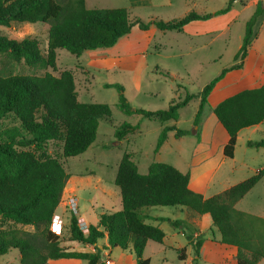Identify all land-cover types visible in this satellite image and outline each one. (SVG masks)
<instances>
[{"label": "trees", "instance_id": "trees-1", "mask_svg": "<svg viewBox=\"0 0 264 264\" xmlns=\"http://www.w3.org/2000/svg\"><path fill=\"white\" fill-rule=\"evenodd\" d=\"M235 1L228 0L223 8L211 13L191 10L178 19H159L154 23L161 30L182 31L191 21L227 13ZM52 20L45 51L35 37L18 40L0 33V58L24 62L33 68H55L58 49L81 55L86 50L111 47L135 25L147 30L151 24L141 18H132L126 7L87 8L85 0H0L2 27L13 22L47 23ZM263 20L264 7L259 1L246 22L243 41L234 58L236 63L224 68L198 94L186 91L183 98L172 99L165 109L132 110L120 85L106 86L121 90L118 106L124 113H137L155 122L178 119L179 110L194 97H200L194 129L165 126L155 151L161 148L172 130L176 137L192 133L199 137L198 126L210 93L229 71L243 66ZM212 110L229 136L224 156L233 158L239 132L264 121V84L240 90L221 100ZM9 116L17 119L18 124L0 130V220L13 226L4 228L0 224V255L17 249L21 264H48L50 259L59 258L86 259L88 264H99L100 250H70L63 245L64 227L58 235L51 230V223L70 177L68 159L82 154L94 143L101 121H113L111 106L80 101L75 74L71 70H63L59 75L49 71L41 75L0 74V121ZM136 128V125L123 122L116 127L114 136L121 140ZM48 142L60 144L59 156L47 153ZM249 144L264 146V139ZM263 176L264 171L260 169L251 177L204 197L189 187V172H182L167 162L153 161L148 172L142 174L133 154L125 151L114 179L120 190L121 209L101 214L98 223L88 225L86 230L81 227L77 214L70 210V240L95 245L107 237L109 247L131 249L136 264H150V260L144 258L146 244L148 241L163 243L165 232L145 221L149 215L144 210L153 206H183L192 216L210 214L212 226L220 233V242L237 248V264H257L264 259V217L240 210L236 204ZM170 222L175 227L188 226L187 220ZM203 243L202 237L191 242L195 255H199Z\"/></svg>", "mask_w": 264, "mask_h": 264}, {"label": "rangeland", "instance_id": "rangeland-1", "mask_svg": "<svg viewBox=\"0 0 264 264\" xmlns=\"http://www.w3.org/2000/svg\"><path fill=\"white\" fill-rule=\"evenodd\" d=\"M211 1L214 2H210V9L218 8L224 5V2H218L220 0ZM89 5L90 7H126L125 5H128L129 7V2L128 0H124V2L122 0H92ZM153 8L154 7H134L131 8V11L133 15H142L145 17L149 14V10H152ZM158 9L161 10V15L165 18V20H172L184 16L187 8H177L169 12H166L165 9L161 7H158ZM251 16L252 9H248L242 13L236 22L233 23L232 31L230 33L231 41L228 42L227 45L223 44L224 35L221 38H218L215 45L211 46V49H196L199 50L198 53H200V50L201 53H210L208 56H204L202 58L211 57V60L201 63L199 57L196 55L194 58L185 56L183 60L180 59L179 61H170L165 59L163 56L171 51V47H173V45L174 47H177V45L183 44L186 41L190 42L192 40L194 43L199 44L200 42L203 44L204 41L207 42L209 39L208 36H200L193 39L186 35L183 37V34L179 35L178 32L162 33L161 31H147L142 30L137 26L134 27L132 33L119 39L115 45L116 50H119L120 53H135L143 49L142 51H145L148 54V69L145 70L144 68V73L141 77V80L143 81L141 82L142 89L139 95L137 93L138 91L134 89V78L136 79L139 76L134 75V71L130 67H126L124 69L106 68L105 70H92L90 71L92 76L83 72L79 66L81 64L85 65L89 61H91L90 64L93 66H101V61L98 62L100 64H97V62H95L96 60H93L97 58H94L96 53H92L94 52L92 49L87 52H83L81 55L72 54L66 49H58L55 68H33L24 62L18 63L6 57H2L0 58V74L7 75L10 73H17L41 75L44 72L49 71L54 75H59L62 70H73L76 73V86L80 94V99L83 102L108 103L113 111V121H102L101 126L107 128L115 126L116 129V127L124 121H129V118L131 117L127 116L128 114L124 113L118 106L121 90H119L116 86L108 87L106 84L120 85L125 97L131 105L132 110H134L138 103L149 106L152 109L156 107L158 108L160 104H162V107L164 105V98L168 96V94L165 93V80L170 83L173 82L176 86L177 84L185 86L186 91L190 93H197L203 89L205 84L219 75L224 68L230 67L236 63L234 59L235 54L238 52L242 44L246 22ZM133 17L134 16H132V18ZM52 22L53 20L47 23L13 22L8 27L0 26V33L18 40L27 36L35 37L39 41L41 50L45 51L47 47L48 30ZM228 35L229 34L227 33V36ZM179 36H181V39ZM175 37L176 39H174ZM100 49L105 48H99L98 50ZM155 71H158V74L159 71L162 73V75H160L161 79H152V74H154ZM147 90L152 93H155V91H162V93L151 96L146 92ZM216 101L217 97L215 96L211 98L210 103L213 105ZM197 109L198 101L195 99L180 111V129H194L192 127V120L197 112ZM207 112V115L210 114L211 118H214L213 122L210 117L207 120V129L212 138L211 151L217 157V154L219 153V145L222 141L221 130H224V128L213 113V110L208 109ZM144 120L145 122H148V128H143L141 135L135 133L132 134L130 143L125 141L123 144H115L114 141L116 139L109 135L104 136L100 133L96 141L92 143L90 148L85 153L68 159V171L77 175L76 180H78L76 195L79 198L80 213L77 214L76 212L77 215H90V218H92L94 211H106L102 206L104 201L99 197L102 194L100 189L105 187L110 190H119L115 185L114 179L118 171V164L125 151L135 153L133 157L136 159L141 171L140 173L142 174H146L148 172V166L152 161L175 163L173 156L176 152V148L173 147V145H166V148L162 149V152L160 153L155 151L158 137L160 135V130L157 128L158 123L152 120L150 121L149 119L147 120L146 118H144ZM16 124H18L17 119L9 116L0 121V130ZM195 136L192 133L187 134L182 138V153L180 160L182 162V164H180L182 167L186 160L189 161V155L195 141L193 138ZM263 139L264 124L257 128L249 127L242 129L237 140L235 157H225V163L222 165L218 175L210 184V188L207 190L206 195L213 196L221 192L224 187L228 185L232 186L251 177L260 169L264 171V146L256 147L249 144L250 141L258 142ZM104 144L106 146H104ZM60 148V144L55 142H48L46 145L47 153L52 156H59ZM81 173L82 176H79ZM96 195L98 196V200H95L94 198ZM88 198H92L93 203H91V200L88 201ZM106 199L107 198H105V201L108 200ZM110 204L113 206L109 210L111 213L119 211L116 206V202L111 201ZM236 207L240 210L264 217V176L236 204ZM181 208L187 209L183 206H153L150 207L149 210L152 214L160 213L170 215V217H173L174 219L182 220L185 219V213ZM147 223L158 226L162 222L149 218L147 219ZM0 224L4 228L13 226L10 222L2 220H0ZM162 226L163 228H161L163 230H172L174 233L179 234L178 238H181L182 240L186 239V237L179 232L180 227H175L169 222L163 223ZM214 230L215 235L218 236V229L214 227ZM204 236L212 237L213 232L209 230L206 234H204ZM109 248L111 250L110 256H103V259L110 257L111 259L116 260L118 255H120L119 252H121V249H114L112 247ZM161 248L166 252L167 261L165 263H163L161 258L162 254L159 250ZM19 253L20 252L17 249H11L8 253L0 255V264H20L18 259ZM145 255L152 257L151 264H183L178 258L177 250L163 246L154 241H150L146 246Z\"/></svg>", "mask_w": 264, "mask_h": 264}, {"label": "crops", "instance_id": "crops-1", "mask_svg": "<svg viewBox=\"0 0 264 264\" xmlns=\"http://www.w3.org/2000/svg\"><path fill=\"white\" fill-rule=\"evenodd\" d=\"M91 1L92 0H85L87 8L104 7V6L90 7L89 4L91 3ZM122 1L124 2V0ZM259 1H261L262 3V0H236L234 2L232 9L228 11L227 13L213 16L206 20L191 21L184 26L182 31L161 30L160 28H158L156 24L154 23V21L159 20V19L165 20V18H163V16L161 15L162 14L161 10H159L158 7L164 8L166 12L172 11L173 9L186 7L187 8L186 14L191 10H194L202 14H207V13H211L218 9L223 8L228 2V0L218 1V2H224L223 3L224 5L218 8H214V9L209 8L210 2H214L211 0H128L129 7L128 5H125V6L126 8H128L130 15L134 16L133 18H141L142 20L146 22L147 21L151 22L147 31H161L162 33L178 32L179 35L183 34V37L184 35H186L193 39H195L196 37H200V36H208L209 39L207 40V42L204 41L203 44H201L200 42L199 44L194 43L192 40L190 42L186 41L185 43L177 45V47H174L173 45L174 43H173L172 44L173 47H171V51H169L168 54L163 56L165 59L170 60V61L171 60L179 61L180 59L183 60L185 56L194 58V56L196 55L199 57V60L201 63V62H208L211 60V57L204 58V59L202 58L204 56H208L210 53L209 54H207L206 52L201 53V50H200V53H198L199 50H196V49H199V48L211 49V46L215 45L218 38H221L224 35L225 36H224L223 44L227 45V43L231 41L230 33L232 31L233 23L236 22L238 18L242 15V13L247 11L248 9H252V14H253ZM262 6L264 7V3H262ZM111 7H114V6H111ZM115 7H121V6H115ZM134 7L135 8L154 7V8L152 10H149V14L144 17L142 15H139V16L133 15L131 8H134ZM165 21H169V20H165ZM136 26L139 27L138 25H135L134 27ZM133 28L130 33H132ZM155 29H159V30H155ZM227 33L229 34L228 36H227ZM179 38L181 39V36H179ZM174 39H176V37ZM114 45L113 47L112 46L111 47H100V48H105V49H100V50H98L99 48L92 49L94 50V52L92 53H96V56H94V58H97L93 60L94 61L96 60L95 62H97V64H100L98 62L101 61L102 62L101 66H98V65L93 66L90 64L91 61H89L85 65L81 64L79 67L81 70H83V72H85L86 74H90L91 76L92 74L90 71L92 70H105L106 68L124 69L126 67H130L133 69L134 75L139 76L136 79L134 78V81H135L134 89L138 91L137 93L139 95L142 89L141 82L143 81L141 80V77L143 76L144 68L145 70L148 69V64H149L148 54L145 51H142L143 49L135 53L133 52L120 53L119 50H116V45L115 46ZM87 51L89 50H86L84 52H87ZM212 58H215V57H212ZM73 73L75 74V79H77L75 71H73ZM160 75H162L160 71H159V74H158V71L157 72L155 71V73L152 74L153 76L152 79L159 80L161 79ZM172 79H175V78H172ZM262 84H264V20L260 27L258 36L253 40L252 45L248 50V54L243 61V66L239 69H234V70L229 71L225 75V77L220 82H218V84L215 86V88L210 93L209 103L206 105L204 109L203 115L201 117V120L198 126V131L200 133V136L197 137L194 135L195 137L193 139H195V141H194L193 148L191 149V152L189 155V161L186 160L183 167L182 165H180L182 164L180 160H181V153H182L181 142L183 140L182 139L183 136L176 137L175 130L169 131L167 140L163 143L161 148L157 151L160 153L162 152V149L166 148V145H173V147L176 148V152L173 156V160L175 161V163H170V164H173L182 172H189L190 173L189 187L196 192L202 193L204 197L211 196V195H206L207 194L206 192L210 188V184L212 183L214 178L218 175V172L221 170L222 165L225 163V156L223 153V149L229 139V136L226 130L225 129L221 130L222 141L219 145V153L217 154V157H216V155H214V153L211 151L212 138L207 129V124H208L207 120L210 117V119L213 122L214 118H211L210 114L207 115L208 109L212 110V108L215 105H217V103H219L221 100H223L224 98L230 95H233L234 93L240 90H243L246 88L258 87V86H261ZM165 85H166L165 93H167L168 96L164 98V101H163L164 107L163 106L161 107L162 104H160L158 108H165L169 106L172 99H181L183 97L184 92L186 91V87L181 84H177L176 86L173 82L170 83L167 80H165ZM76 91H77L78 99L82 101L80 99V94L77 89V86H76ZM146 92L149 93V95L151 96H155L159 93H162V91H155V93H152V92H148V90ZM199 92L195 94H198ZM215 96L217 97V101L213 103L212 105L210 103L211 98ZM195 99L198 101V107H199L200 97H194L192 100H195ZM191 101H189V103ZM184 107H182L179 110L178 119L176 120L171 119L165 122H157L158 130H160L161 132L165 126H176L177 128H180L179 126L180 116H181L180 111ZM135 108L158 110L157 107L152 109L151 107L142 105L141 103H138V105ZM127 116L131 118H129V121H124V122H128L132 125H136L137 128L133 130L132 132H130L126 137H124L121 140H117L114 136L115 126H112L111 128L102 127L101 126L102 121L100 122V125L98 128L97 137L100 135V133H102L104 136L109 135L113 137L114 139H116L114 141L115 144H123L125 141L130 143L132 134L135 133V134L141 135L143 132V128H146V129L148 128V122H145L144 118L143 117L141 118V116L138 115L137 113H132ZM194 119H195V115L192 120L193 128H194ZM263 124H264V121H262L258 125H254L251 127L257 128V127H261V125ZM238 137H239V134H238ZM104 146L106 145L104 144ZM132 154L134 155L135 153L132 152ZM235 155H236V151H235ZM133 159L138 166L139 172H141L136 159L134 157ZM148 169H149V166H148ZM89 172H93V171H89ZM69 173H70V177L68 178L67 184L64 188L61 202L59 203L56 209V213H55L57 218L60 220V222L62 223L65 229L64 230L65 239H64L63 245L68 247L70 250L80 251V252H98V250H100L101 251L100 254L102 258L99 261V264H101V262L104 263L105 262L104 260H106L107 258L103 259V256H106V255L110 256V252H111L108 246L107 237L100 239L95 245L83 244L78 241L70 240L69 223H70L71 212H70V207H69V199L72 197L76 198L77 204H78L77 214L80 213V209H79V198L76 195V192H77L76 186L78 184L77 183L78 180H76L77 175L71 172ZM79 176H82V173L79 174ZM229 187L231 186L228 185L224 187L223 190ZM100 190L102 194L99 197L104 201L102 206L103 208H105L106 211H101V212L94 211V215L92 218H90V215H77L80 220V225L84 230H86L88 225L90 224L96 225L99 221L101 214L110 212L109 211L110 208L113 207L110 204L111 201L116 202V206L118 207V210H120L122 207L121 198H120V190H116V189L110 190L105 187H102ZM94 198L95 200H98L97 195ZM105 198H107L108 200L106 199L107 201H105ZM90 200H91V203H93L92 198L91 199L88 198V201ZM181 209L185 213V219H182V220H187L188 226L180 225L179 232H181L182 235L186 237V239L182 240L181 238H178L179 234L174 233L172 230H169V231L164 230L165 237H164V242L160 243L161 245L177 250L178 258L179 259L180 257L183 258V259H180L183 264H237V261H236L237 248L222 244L220 242V233L218 236L215 235L214 226H212V219L209 213H205L201 216H192L191 213L187 209L185 208H181ZM144 211L148 213L149 215V217L146 218L145 221L147 222V219L149 218H152L156 221H161L162 223L158 225L160 228L161 227L163 228L162 224L165 222L171 223L170 222L171 220H178V219H174L173 217H170V215H165V214H160V213L152 214L149 208L145 209ZM25 228L29 230L32 229L31 226H26ZM209 230L213 232V236L212 237L204 236V234H206V232ZM188 236H190L191 239H188ZM199 237L204 238V243L200 249L199 255H195L191 242ZM149 242L150 241L147 242L146 246L149 244ZM114 249H121V248H114ZM181 249H183V251H180ZM159 250L161 251V254H162L161 258L163 260V263H165L167 261L166 252L164 249L162 250V248ZM119 254L120 255H118L116 260L112 259L114 264H136V256H135V253L131 249H127V250L121 249V252H119ZM20 258H21V255L19 253L18 255L19 262H20ZM144 258H148L150 260V264L152 263V257L145 255V250H144ZM48 264H88V261L86 259H78V258H59V259H50L48 261ZM257 264H264V259L260 260Z\"/></svg>", "mask_w": 264, "mask_h": 264}, {"label": "built area", "instance_id": "built-area-1", "mask_svg": "<svg viewBox=\"0 0 264 264\" xmlns=\"http://www.w3.org/2000/svg\"><path fill=\"white\" fill-rule=\"evenodd\" d=\"M69 207H70V210H72L73 212H75V213L77 212L78 204H77V200L75 197H72L69 199ZM51 230L58 235H61L63 232V225L60 222V220L57 218L56 214L53 217V220L51 223ZM104 263L105 264H114L113 260L110 257H108Z\"/></svg>", "mask_w": 264, "mask_h": 264}, {"label": "water", "instance_id": "water-1", "mask_svg": "<svg viewBox=\"0 0 264 264\" xmlns=\"http://www.w3.org/2000/svg\"><path fill=\"white\" fill-rule=\"evenodd\" d=\"M262 3H264V0H262Z\"/></svg>", "mask_w": 264, "mask_h": 264}]
</instances>
